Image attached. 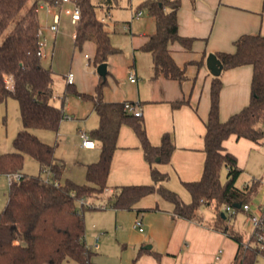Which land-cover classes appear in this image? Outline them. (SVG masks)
Returning <instances> with one entry per match:
<instances>
[{
  "label": "crops",
  "instance_id": "crops-1",
  "mask_svg": "<svg viewBox=\"0 0 264 264\" xmlns=\"http://www.w3.org/2000/svg\"><path fill=\"white\" fill-rule=\"evenodd\" d=\"M71 4L70 8L73 7V3ZM46 6H51V12L48 11L47 14L50 23L44 24L41 11H45ZM97 6L104 12L98 17L106 23L112 42L113 34L117 33V24L110 23L108 19H111L114 2L100 0ZM60 9L61 3L40 4L38 11L42 30L40 40L44 42L45 56L54 51L55 47L51 50L50 42L54 41V46L56 45L61 23L64 18H69L66 14H61L59 30L54 34L50 26L54 23V15L59 13ZM145 9L149 18H145L143 9L134 11L132 8V20L140 21L139 24L123 22L124 32H130L124 45L126 52L123 53V49L112 43L117 52L108 57L106 78L97 73V66L94 63L96 44L88 41L82 48L75 45L77 34L75 24L72 39L75 51H79L80 68L74 74L72 85L80 93L94 95L103 79L106 82L103 88L104 101L132 103L140 109L148 138L153 146H160L163 135L169 133L173 138L175 150L169 162L160 163L159 160L153 165V168L168 175L167 180L158 186L176 192L182 201L191 203L192 195L184 183L199 181L202 178L206 160L204 137L214 77L207 67V57L211 53L235 52V42L243 35L264 36V0H181L178 11L179 35L194 40L190 49L184 48L179 42L171 43L169 49L177 65L186 71L188 78L183 82L166 79L163 76L154 78L152 55L142 48L157 28L155 19L146 7ZM139 12L142 14L138 17ZM52 71L56 85L60 76ZM69 73L73 72L70 70L62 76L66 84L61 97V108L65 115L71 116L69 120L77 121L79 134L83 131L89 134L88 129L91 132L98 128L99 116L92 101L67 92ZM252 77L251 65L222 72L223 86L220 93L222 122L249 104ZM132 78L135 79L134 82ZM59 97L55 90L54 104L58 107ZM72 98L79 100L77 108L79 111H74L71 103L65 106ZM180 101L183 103L175 107L174 104ZM36 131L40 130L34 131L40 138ZM93 143L94 146L91 148L83 147L78 135L81 156L75 160V164L83 168L85 181L69 177L67 180L78 184L88 183L87 165L97 162L100 158V148L96 142ZM223 145L227 152L237 157L238 166L246 173L248 180H243L242 184L237 181V185L244 188L254 181L261 183L258 199L251 202L253 205L250 204L264 207V173L261 174L257 167L264 156L262 141L254 142L244 138L238 140L235 136H230ZM55 157L62 160L56 153ZM151 170L152 167L145 159L138 136L130 126L123 125L112 159L107 188L101 195L86 199L85 207L82 208L86 226L85 241L94 252L92 261L95 264H233L238 244L226 233L215 228L217 214L214 208L209 207L211 213L208 215L198 211L197 219L194 220L175 217L174 204L159 193L141 198L131 209H117L113 206L117 188L152 184ZM224 173L226 176V170L222 175ZM46 178L51 179L49 172ZM57 183L64 184L61 180ZM100 205L104 207H99ZM230 218L227 220L224 217L229 227L239 234L244 242H249L252 233L247 219L245 233H242L230 225ZM138 220L142 222L143 232L134 227ZM258 262L259 258L255 264ZM62 264L77 263L65 260Z\"/></svg>",
  "mask_w": 264,
  "mask_h": 264
},
{
  "label": "trees",
  "instance_id": "trees-1",
  "mask_svg": "<svg viewBox=\"0 0 264 264\" xmlns=\"http://www.w3.org/2000/svg\"><path fill=\"white\" fill-rule=\"evenodd\" d=\"M30 0H0V37L15 21ZM59 0H36L17 20L13 30L0 45V104L13 98L19 102L23 128L14 139L15 152L0 156V174H22L25 156H31L40 164V174L26 176L25 180L10 184L9 199L0 214V264H62L73 260L77 264H95L94 252L85 241L86 226L81 199L101 195L107 188L112 159L117 149L120 129L130 126L138 136L146 161L152 167L153 183L150 185L124 186L116 189L114 207L131 209L141 198L159 193L174 204V216L194 220L202 206L214 208L217 214L215 228L226 233L238 244L233 264H255L262 253L253 236L249 242L235 233L227 224L230 216L223 206L250 204L261 188L254 181L244 188L237 185L243 170L237 157L226 151L224 141L230 136L263 142L264 139V36L247 34L235 42V52L217 53L223 71L251 65L253 77L249 104L227 121L220 120L221 75L213 77L210 92V112L206 122L203 176L199 181L184 183L192 195L191 203H185L179 195L163 186L168 175L153 168L170 161L175 145L169 133L162 137L160 146H153L148 138L144 120L127 111L126 103H108L103 98L106 82L102 79L94 95L76 91L68 84L67 92L77 94L94 103L99 116L98 128L90 132V138L100 148L97 162L87 165V184L67 180L57 183L65 169V163L55 157V147L43 142L35 130L58 132L65 114L54 104L55 75L42 65L38 55L41 29L38 11L40 4H55ZM115 0H108L113 3ZM81 10L77 24L75 45L82 48L88 41L96 44L95 65L107 63L108 57L117 52L112 45L107 25L97 14L99 6L93 0H75ZM155 19L156 32L142 48L153 58L154 78L185 81L184 68L177 65L169 45L179 42L190 49L193 38L179 35L178 11L181 0H145L142 3ZM222 71V72H223ZM222 74V73H221ZM10 78L11 84L6 81ZM183 102L175 103L178 107ZM132 104V103H131ZM226 170L225 180L222 172ZM48 171L54 180L43 178ZM57 183V184H56ZM222 213H225L227 220Z\"/></svg>",
  "mask_w": 264,
  "mask_h": 264
},
{
  "label": "rangeland",
  "instance_id": "rangeland-1",
  "mask_svg": "<svg viewBox=\"0 0 264 264\" xmlns=\"http://www.w3.org/2000/svg\"><path fill=\"white\" fill-rule=\"evenodd\" d=\"M35 0H30L22 9L20 16L25 14V12L30 8ZM100 2V0H93V3L96 5ZM143 0H116L114 1V7L111 10V19L109 18V22L117 24V33L113 34L112 36V43L120 48L123 49V53L126 52L124 49V45L126 44L127 36L130 32L125 33L123 22H132L139 24L140 21H133L132 20V12L137 11L139 9H143L145 12V18H149L147 10L145 7L142 6ZM56 4V3H55ZM53 4V5H55ZM52 5V4H50ZM132 5V6H131ZM72 6L71 3L68 6L63 5V8H70ZM133 8V10H132ZM48 6L45 7V11H41V16L43 19L44 24L50 23V19L48 18ZM98 16H102L104 14L101 8L97 10ZM47 15V17H46ZM20 16L13 21L4 34L0 37V45L6 38V36L13 30L16 25L17 20ZM71 18H64L61 23V30L59 31L57 38H56V45L54 46V41L50 42L51 50L55 47L54 51L50 52L47 56L42 58V63L45 67L51 68L55 72L59 74V78L55 85L56 93L60 96L57 101L62 106V99L65 89V81L63 79V75H66L70 70L75 74L76 71L80 68L79 64V51H75L72 34L74 32L75 24H72ZM113 24V25H114ZM142 26V25H141ZM113 28V26H112ZM84 52V50H83ZM86 67H88L86 63ZM79 100L76 98H72L67 101L65 106L68 103L74 107V111H79L78 108ZM82 103V102H81ZM23 128L22 117L19 102L13 98L8 99L6 103L0 104V156L8 153L15 152L14 148V139L16 138L17 134ZM90 134V131L88 129ZM39 134L40 139L43 142L52 145L55 147V153L58 157L62 158L65 163V171H63L62 176L59 180L61 183H65L67 181V177L77 179V180H84L85 181V172L83 168L77 166L75 164V160H78V157L81 156L80 150L78 147V135H80L81 143H82V133L78 130L77 121H72L69 119H64L60 130L58 133L53 131L47 130H40L36 131ZM91 139V138H90ZM263 152H264V148ZM259 164V165H258ZM257 164V167L261 170V174L264 173V156H262V160ZM261 165V166H260ZM40 164L37 160L32 158L31 156H25L24 167L22 169V173L29 175V176H37L40 174ZM43 178L48 176V172H42ZM51 179L54 180L52 174ZM57 180V181H59ZM225 180V173L222 175V181ZM243 180H248L246 173H242L240 176L238 183L242 184ZM10 181L7 175L0 174V214L4 210L5 206L8 203L9 199V191H10ZM260 191L255 197L258 199ZM253 200V201H254ZM252 204V203H251ZM254 204V203H253ZM252 204V205H253ZM223 209V210H222ZM222 211L224 212V206L222 207ZM253 209H259L258 206H253ZM200 213L208 215L211 213V210L207 206H202L199 210ZM230 216V225L235 228V230L245 233V220L247 216L241 210L235 211L234 215L227 214ZM258 264H264V256H259Z\"/></svg>",
  "mask_w": 264,
  "mask_h": 264
},
{
  "label": "built area",
  "instance_id": "built-area-1",
  "mask_svg": "<svg viewBox=\"0 0 264 264\" xmlns=\"http://www.w3.org/2000/svg\"><path fill=\"white\" fill-rule=\"evenodd\" d=\"M61 3V9L59 13H56L54 15V23L50 26L51 31L56 34L58 32L59 22L61 14L64 13L67 16L71 18V21L74 24H78L80 18H81V10L80 7L77 5L75 0H59L57 4ZM66 3H73L72 8H63V4ZM48 11L51 12V6H48ZM142 14V12L137 13V16L139 17ZM40 37L42 36V30L39 31ZM44 42L40 40V49L38 51V55L43 58L45 56L44 50H43ZM74 73H69L67 75V82L68 84L74 83ZM6 81L11 84L10 78L6 77ZM132 81L134 82L135 79L132 78ZM126 109L127 111L134 113L135 116L141 117L142 111L138 109L135 105L126 103ZM64 119H71V116L65 115ZM262 145L264 146V139L262 142ZM82 146L86 148H91L94 146L93 141L90 139V136L87 132H82ZM10 184L19 181V180H25L26 176L21 173H16L12 175H8ZM47 180H50L49 178ZM57 184V183H56ZM81 205L86 204L85 199L80 200ZM99 207H104L103 205H100ZM236 209L231 206H224V212L230 215H234ZM242 211H244L247 214V223L249 228L251 229L252 236L257 243L260 252L264 256V207L259 206V209H253V206L251 204H245L243 205ZM134 227L138 229L140 232H143V225L141 221H136L134 224ZM221 253V252H220ZM219 259V257H217Z\"/></svg>",
  "mask_w": 264,
  "mask_h": 264
},
{
  "label": "water",
  "instance_id": "water-1",
  "mask_svg": "<svg viewBox=\"0 0 264 264\" xmlns=\"http://www.w3.org/2000/svg\"><path fill=\"white\" fill-rule=\"evenodd\" d=\"M207 67L214 77L220 76L222 71H223V65L215 53H211L208 55ZM107 72H108V69H107L106 63H103L97 67V73L101 77L106 78ZM157 161H159V159H157ZM234 207L235 208H241V205H234ZM222 215H223V217H226L225 213H222Z\"/></svg>",
  "mask_w": 264,
  "mask_h": 264
}]
</instances>
